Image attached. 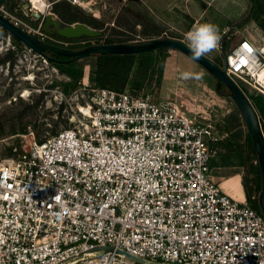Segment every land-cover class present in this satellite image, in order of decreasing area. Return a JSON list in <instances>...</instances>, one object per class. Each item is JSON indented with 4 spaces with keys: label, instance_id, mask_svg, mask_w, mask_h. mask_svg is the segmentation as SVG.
I'll return each mask as SVG.
<instances>
[{
    "label": "built area",
    "instance_id": "built-area-1",
    "mask_svg": "<svg viewBox=\"0 0 264 264\" xmlns=\"http://www.w3.org/2000/svg\"><path fill=\"white\" fill-rule=\"evenodd\" d=\"M9 20L70 44L41 22ZM254 28L223 68L264 98V32ZM127 87H91L70 126L0 161V264H264V216L210 174L222 135L198 111Z\"/></svg>",
    "mask_w": 264,
    "mask_h": 264
},
{
    "label": "rangeland",
    "instance_id": "rangeland-1",
    "mask_svg": "<svg viewBox=\"0 0 264 264\" xmlns=\"http://www.w3.org/2000/svg\"><path fill=\"white\" fill-rule=\"evenodd\" d=\"M5 1L0 5V11L7 18L20 19L16 13H21L25 15L24 20L20 19L22 23L33 27L38 12L17 6L11 13L5 7ZM84 1L88 0H80ZM246 2L248 6L247 0H163L159 7H154L142 0H95L94 8L97 11L95 17L107 20V28L101 31L105 36H111L114 30H118L113 26V16L117 8L125 4L162 30V36H144L138 32L140 26L135 30L122 28L123 34L119 37L126 43L156 37L176 38L211 61L218 60L223 66V56L230 47L241 37L255 35L256 23L253 21L231 27V22L238 20L246 11ZM72 5L89 13L85 3L82 7ZM226 29L229 30L223 34ZM89 44L96 42L80 40L74 46H83L73 49ZM7 51L13 53V62L5 59ZM156 58L153 77L145 78L138 90L131 89L130 84L126 85L127 88L156 102L181 104L190 117L198 111L195 115L197 120L206 116L207 120L202 119V122L212 123L222 135L213 147L210 174L217 181L225 171L222 168L235 165L240 167L242 181L246 180L248 186L257 184L259 171L255 151L251 141L246 139L245 123L227 90L223 86L217 88L216 79L184 53L164 49L156 54ZM95 62L96 57L89 56L51 63L23 44L16 45L7 31L0 27V161L23 153L31 141H38L71 125L70 119L76 116V107L88 98L91 87H98L94 80ZM133 75L134 72L130 77ZM241 90L248 99L251 93L264 101L263 97L245 87ZM257 113L261 126L262 118ZM225 126H229V131ZM227 182L238 185L236 178Z\"/></svg>",
    "mask_w": 264,
    "mask_h": 264
},
{
    "label": "water",
    "instance_id": "water-1",
    "mask_svg": "<svg viewBox=\"0 0 264 264\" xmlns=\"http://www.w3.org/2000/svg\"><path fill=\"white\" fill-rule=\"evenodd\" d=\"M2 3L3 0H0V5ZM20 6L22 8H30V5L26 0H21ZM30 10L32 9L30 8ZM35 15L40 18L41 30L49 36L57 34L67 39H76L82 37L94 38L102 35L101 31L93 29L84 23L74 22L71 24H63L56 14L51 11L44 15L42 12ZM0 27L6 30L10 37L19 41L27 49L47 60H56L50 58L48 53L68 57L65 60L57 61L69 62L96 54H139L172 49L184 53L197 62L216 79L217 88L223 86L227 90L242 116L255 151L260 177V192L258 194L256 209L264 216V135L260 127L258 113L243 91L225 74L223 66L217 65L184 41L176 38L156 37L138 43H96L86 45L83 48L73 49L59 46L49 41H43L14 25L1 13Z\"/></svg>",
    "mask_w": 264,
    "mask_h": 264
},
{
    "label": "trees",
    "instance_id": "trees-1",
    "mask_svg": "<svg viewBox=\"0 0 264 264\" xmlns=\"http://www.w3.org/2000/svg\"><path fill=\"white\" fill-rule=\"evenodd\" d=\"M248 6L244 14L236 21L231 22V27H235L241 23L247 21H253L256 25L264 32V0H247ZM5 7L9 12H13V9L19 6L17 0H6ZM52 11L57 14L59 19L63 24H71L74 22L84 23L90 26L93 29L98 31H102L104 28H107V20L100 19L93 16L91 13L84 12L80 7L73 6L67 0H60L52 5ZM18 17L22 20L25 19V15L21 13H16ZM110 19V18H109ZM40 22V18H38L33 26L36 27ZM113 26L117 31L114 30L111 33V36H105L102 33L99 37L94 38H76V39H67L61 37L57 34L50 35L55 40L68 42L69 48L82 47L74 46L80 40H94L98 44H112V43H126L124 38L119 37L122 33V28L124 29H134L137 26H140L139 33L144 36H162V30L157 27L154 23L146 19L140 13L134 11L130 7L125 4L120 5L117 8V13L113 16ZM113 29V28H112ZM115 35V37H114ZM13 38V37H12ZM14 43L16 45H20L21 43L14 39ZM52 43V42H51ZM90 43V42H87ZM163 50H157L154 52H144L139 54H96L93 55L96 57L95 62V71H94V80L98 87L109 88L113 90H123L127 84H130V88L133 90H138L142 86V83L145 78H152L155 73V62H156V54ZM227 53V52H226ZM225 53V54H226ZM11 54V55H10ZM13 53L7 51V55L5 57L6 60H11L13 62L14 57H12ZM50 58H54L56 60L49 59L51 63H60L57 60L67 59L68 57L61 56L54 53H48ZM70 62V61H69ZM217 65L220 66L218 60H215ZM132 72H134L133 78L130 77ZM250 102L253 107L260 113L262 118L261 130L264 135V101L259 97L252 95L249 93L248 95ZM62 107L60 103V108ZM227 131H229V126H225ZM54 131L51 134H54ZM246 139L250 140L248 133H246ZM233 148V147H232ZM256 206V204H252Z\"/></svg>",
    "mask_w": 264,
    "mask_h": 264
},
{
    "label": "crops",
    "instance_id": "crops-1",
    "mask_svg": "<svg viewBox=\"0 0 264 264\" xmlns=\"http://www.w3.org/2000/svg\"><path fill=\"white\" fill-rule=\"evenodd\" d=\"M47 2V7L45 9V13L52 11V7L50 6L51 4H54L60 0H53V1H48L45 0ZM68 1V0H67ZM144 3H149V4H153L154 7H159L161 3H163V0H160L162 2H159L158 0H142ZM83 4L85 3V5L88 6L89 9V13H91L93 16L97 15V11L95 10L94 6H95V0H88V1H84L82 2ZM160 3V4H159ZM50 7V9H48ZM247 7V2L245 3V7L244 10ZM41 13V12H38ZM55 13V12H53ZM95 13V15L93 14ZM43 14V12H42ZM56 14V13H55ZM57 16V14H56ZM58 17V16H57ZM59 18V17H58ZM61 21V20H60ZM62 22V21H61ZM198 117V116H197ZM211 159H214L211 157ZM211 162V161H210ZM211 166V165H210ZM211 168V167H210ZM222 168V167H221ZM212 170V169H210ZM222 170H225L223 172V174L220 176V178H218L219 180H217V182L220 183L221 187L228 193L230 194H234V195H238L241 196L242 194H244L243 191V184H242V172L240 170V167L235 166V165H228L226 166L224 169L222 168ZM213 176V174H211ZM214 177V176H213ZM236 178L238 185L232 183V182H227L229 180H232Z\"/></svg>",
    "mask_w": 264,
    "mask_h": 264
},
{
    "label": "flooded vegetation",
    "instance_id": "flooded-vegetation-1",
    "mask_svg": "<svg viewBox=\"0 0 264 264\" xmlns=\"http://www.w3.org/2000/svg\"><path fill=\"white\" fill-rule=\"evenodd\" d=\"M20 2L19 1V7H20ZM65 60V59H63ZM243 184V191L246 199L251 203H255L257 205L258 203V194L260 192V177H258V183L257 184H252L251 186H248V183L246 180L242 181ZM258 189V190H257Z\"/></svg>",
    "mask_w": 264,
    "mask_h": 264
},
{
    "label": "bare ground",
    "instance_id": "bare-ground-1",
    "mask_svg": "<svg viewBox=\"0 0 264 264\" xmlns=\"http://www.w3.org/2000/svg\"><path fill=\"white\" fill-rule=\"evenodd\" d=\"M31 1V9L35 12H43L46 9V1L45 0H30Z\"/></svg>",
    "mask_w": 264,
    "mask_h": 264
}]
</instances>
